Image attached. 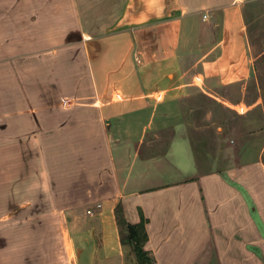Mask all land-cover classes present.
<instances>
[{"label":"crops","instance_id":"obj_1","mask_svg":"<svg viewBox=\"0 0 264 264\" xmlns=\"http://www.w3.org/2000/svg\"><path fill=\"white\" fill-rule=\"evenodd\" d=\"M251 1H213L210 17L221 10L219 37L200 44L204 34L196 25L203 23L184 0H0V68L17 55L80 56L58 65L74 72L65 79L69 86L84 87L52 117V141L67 135L72 150L67 176L59 175L63 160L53 158L43 172L42 124L35 117L34 190L23 191L19 175L0 191V264L32 260L27 248L37 243L32 235L40 241L43 235L42 200L53 216L47 230H58L65 214L75 219L78 264H135L121 241L119 203L130 223L140 222V210L145 216V248L155 264H264V166L252 152L255 138L243 131L241 138L252 136L236 155L216 143L220 127L205 147V138L191 136L199 97L230 86L244 94L256 76L245 16ZM14 143L8 137L0 146L23 147ZM12 200L21 214L14 220ZM86 202H96L95 213L86 214ZM85 220L96 224L84 229ZM5 246H18L19 257Z\"/></svg>","mask_w":264,"mask_h":264},{"label":"rangeland","instance_id":"obj_2","mask_svg":"<svg viewBox=\"0 0 264 264\" xmlns=\"http://www.w3.org/2000/svg\"><path fill=\"white\" fill-rule=\"evenodd\" d=\"M213 1L215 2L216 0H184L190 13H195L203 23L202 25H196L197 30H200V36L204 34L203 38H199L200 44L208 40L215 41L219 37L221 10H214V17H210V7ZM245 16L248 25L249 43L255 57L256 76L249 83L244 94L238 91V87L230 86L220 88L218 92H214L215 94L207 100L203 99L202 96L199 97L197 99L198 102L194 104L195 113L191 115L194 117L191 125L193 127L197 126L193 129L191 136L197 140L205 138L206 141L200 143L205 147L211 141L210 136L215 138V132L220 127L219 131L223 135H218L219 139L216 143L229 149L232 148L233 153L238 155L242 141L253 135L255 138L253 143L258 150H252V152L257 154L256 159L264 166V0H254L247 3L245 6ZM200 44L198 43L197 45ZM68 58H73L76 61L78 60L77 58L81 59L80 56H56L51 53L26 56L17 55L11 57L10 67L6 69L0 68V142L2 141L1 144H3L4 138L12 137L15 145L23 144L22 148L16 146L9 149L7 147V151L0 146L1 192L6 191V180L8 181L11 176L19 175H22L24 179L21 189L23 191L34 190L31 180L35 176V150L33 142L35 117L42 124L41 137H43L44 147L42 154L44 164H46L43 172H50L52 168L51 163L57 159L58 162L59 160H63L64 162L62 165L58 164L60 177L62 175L67 176L66 166L68 165L66 162L70 164L69 161L73 160V155H70L72 150L66 149V143H68L67 135L59 136L60 140L52 141L50 133L52 117H55V114L64 112L62 111L64 110L62 109L64 108L63 101L75 99V97H79L77 95L81 96L84 91V87L80 86V84L78 85V81L74 82L76 84L72 87L65 80L66 77L71 78L74 72L70 71L68 74L67 70L60 69L58 64L60 62L63 64L67 63ZM60 75H63L62 81L59 79ZM249 106H252V108L249 109ZM237 107L239 111L245 110V112L239 113L236 110ZM206 113L210 115L209 120L203 119ZM62 116L66 117L64 114ZM205 126H211L213 129L208 131L205 129ZM245 130H249L252 135L241 138V134ZM56 147L59 149L56 150ZM207 152L202 151L199 153L205 156ZM9 153H11V157H9ZM14 154L16 155L15 160H13ZM6 159L8 165L7 171ZM15 163H17V166L13 165ZM19 163L22 164V172L17 174ZM27 163L28 166H26ZM223 166H219V168L222 169L224 168ZM74 186L75 194H78L77 192L81 189L77 190L76 187L81 188V186L78 184ZM9 190L12 194L14 188H11L9 185L7 186V191ZM16 202L17 200H12L11 202V220L18 219L21 215L18 211L19 205ZM40 202V207L44 210L39 219L42 222L43 235L40 241L39 237L35 239L32 235L34 232H29L28 235H32L31 242L34 243L37 240V243L35 247L33 245L32 248H27L32 255V260L28 264H78L76 257L78 244L76 241V245L74 246L73 239L74 237L79 238L80 229L78 226L75 227V219L65 214L58 217V225H56L58 230H47V227L51 225L49 220L53 216L50 215L49 207L45 201L42 200ZM83 208L87 215H90L89 210L95 213L96 202H86ZM32 222L34 223V219ZM95 224L96 222L94 221L93 224L92 221L91 224H88V220H85L82 228H87L88 230ZM96 236L98 240L99 232L97 231ZM17 237L16 235L15 240H17ZM3 242L0 240V247L5 245L2 244ZM5 247L11 258L19 257L18 246ZM34 256L39 258L37 262H35ZM128 259L130 260V258Z\"/></svg>","mask_w":264,"mask_h":264},{"label":"trees","instance_id":"obj_3","mask_svg":"<svg viewBox=\"0 0 264 264\" xmlns=\"http://www.w3.org/2000/svg\"><path fill=\"white\" fill-rule=\"evenodd\" d=\"M115 213L122 244L128 246L135 255V264H155L156 259L154 255L145 248L149 236L146 230L147 220L142 211L140 210V222L135 224L127 220L122 203L117 205Z\"/></svg>","mask_w":264,"mask_h":264},{"label":"built area","instance_id":"obj_4","mask_svg":"<svg viewBox=\"0 0 264 264\" xmlns=\"http://www.w3.org/2000/svg\"><path fill=\"white\" fill-rule=\"evenodd\" d=\"M100 207H101V205L99 204V205H98V208H100ZM88 212H89L90 214L93 213V211H91V210H89Z\"/></svg>","mask_w":264,"mask_h":264}]
</instances>
